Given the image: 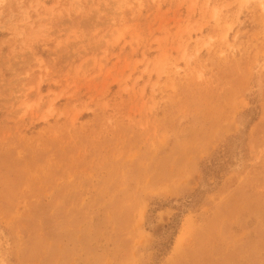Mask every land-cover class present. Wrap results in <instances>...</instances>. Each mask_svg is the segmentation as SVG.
<instances>
[{
  "label": "rangeland",
  "instance_id": "374dc122",
  "mask_svg": "<svg viewBox=\"0 0 264 264\" xmlns=\"http://www.w3.org/2000/svg\"><path fill=\"white\" fill-rule=\"evenodd\" d=\"M0 264H264V0H0Z\"/></svg>",
  "mask_w": 264,
  "mask_h": 264
}]
</instances>
